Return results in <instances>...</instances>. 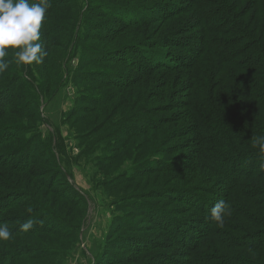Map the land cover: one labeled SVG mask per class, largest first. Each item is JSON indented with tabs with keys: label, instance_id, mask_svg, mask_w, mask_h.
Returning a JSON list of instances; mask_svg holds the SVG:
<instances>
[{
	"label": "trees",
	"instance_id": "obj_1",
	"mask_svg": "<svg viewBox=\"0 0 264 264\" xmlns=\"http://www.w3.org/2000/svg\"><path fill=\"white\" fill-rule=\"evenodd\" d=\"M95 1L48 0L39 41L48 53L42 64H18L14 51L8 50L5 59L9 67L0 73V121L7 122H0V149L23 133L13 117L24 116L32 109L29 105L18 112L20 107H15L24 89H54L51 99L68 83L81 88L89 66L106 61L121 64L139 78L128 77L120 85L137 86L142 77L154 79L160 86L154 97L164 103L154 113L178 111V119L173 118L176 120L171 123H183L182 131L167 133L163 129L168 125L166 117H160L158 122L144 121L145 142L150 143L148 139L156 133L165 140H190L193 148L184 167L170 171L174 180L184 177L186 182L158 193L160 199L175 202L179 208L174 209L182 211L172 216L167 206L165 210L154 209V219L158 218L155 224L160 225L158 231L166 238L150 243L133 239L125 245L129 249L138 245L139 251L131 250L136 256L139 252L159 251L144 264H264V152L254 143L257 137L264 136V0H191V7L185 9L173 3L150 4L154 0H145L139 6L118 5L116 10L100 2L95 5ZM188 14L191 17L184 22ZM92 16H113L120 23L115 29L117 36L109 43L128 36L129 31H150V40L138 38L111 48L107 43L100 50L95 42L104 41L96 33L112 28L110 24L98 25ZM154 109L140 108L144 113ZM33 143L37 140L30 143V153L36 149ZM42 144V155L46 151L52 157L47 163L50 170H33L31 166L37 161L29 155V172L32 169V176H39V184L55 188L51 171H55L58 181L64 173L54 153L58 145L53 140ZM6 152L12 155L15 150ZM10 164L0 159V169L6 167L9 176L10 171H17ZM3 178L0 226L8 225L6 229L14 232L13 237L22 235L19 232L29 235V218L18 212L27 208L23 197L28 198L29 193L12 187L8 177ZM202 186L220 187V192H213L216 199L204 201L200 197L205 191ZM219 201L231 209L223 226L211 218ZM16 209L19 210L15 212ZM55 225L52 230H66L61 222ZM160 245L165 247H157ZM136 256L111 263L117 257L110 253L103 262L133 264Z\"/></svg>",
	"mask_w": 264,
	"mask_h": 264
},
{
	"label": "rangeland",
	"instance_id": "obj_2",
	"mask_svg": "<svg viewBox=\"0 0 264 264\" xmlns=\"http://www.w3.org/2000/svg\"><path fill=\"white\" fill-rule=\"evenodd\" d=\"M144 1L96 0L94 4L100 2L116 10L118 5L139 6ZM189 2L191 0H154L150 4L173 3L185 9L191 7ZM190 17L186 15L183 21ZM91 18L99 21L98 25L110 24L114 29V33L112 29L96 33L106 42H95L100 50L107 43L111 48L138 38L144 42L150 40V31L141 34L129 31L128 36L109 43L117 36L115 29H119L120 23L113 16ZM86 76L81 88L68 83L51 99L54 89L26 88L21 99L15 101V107H20L18 112L29 105L32 109L24 116L17 114L13 117L23 133L3 144L0 159L7 165H15L17 171H10L9 176L6 167L0 169V178L8 177L12 187L29 193L28 198L23 197L27 208L15 212L19 210L21 215L29 218L27 226H31V233L19 232L17 234L22 235L13 237L14 232L10 231L7 237H2L0 264H105L103 261L110 253L117 257L111 263L124 261L136 256L132 248L140 249L138 245L129 249L125 245L128 241L143 239L150 243L166 238L158 231L160 225L155 224L158 218L154 219V209L165 210L167 206L172 216L182 213L174 209L179 205L167 198L160 199L158 193L186 182L184 177L174 180L175 175L170 171L184 167L186 156L193 152L191 141L182 138L165 140L164 136L153 133L147 144L142 135L144 121L158 122L162 116L168 120V125L163 128L165 132L180 131L183 123H171L176 120L173 118H177L178 111L155 114L159 105L164 104L160 98L154 97L160 86L150 77L137 80V86L120 85L128 81V77L137 76L121 64L106 61L89 66ZM143 106L155 109L144 113L140 110ZM35 140L37 143L32 145L35 152L30 153V143ZM52 140L58 145L54 153L64 171L59 181L55 171H51L55 188L39 184L36 181L39 176L34 177L31 173L32 169L50 170L47 163L52 157L46 155V151L42 155V141L48 144ZM10 150L15 152L10 155L6 152ZM29 155L37 161L30 172ZM202 188L205 191L200 197L206 202L216 199L213 192H220L218 186ZM48 212L51 215L47 216ZM56 222L63 223L66 230H52ZM10 226L15 228L13 224ZM139 254L133 264H144L148 257L159 254V251Z\"/></svg>",
	"mask_w": 264,
	"mask_h": 264
},
{
	"label": "clouds",
	"instance_id": "obj_3",
	"mask_svg": "<svg viewBox=\"0 0 264 264\" xmlns=\"http://www.w3.org/2000/svg\"><path fill=\"white\" fill-rule=\"evenodd\" d=\"M48 7V0H40V3H30V0H0V73L9 67V62L5 59L9 56V49L14 51V59L18 64L44 62L48 53L39 41ZM254 143L264 152V136L257 137ZM230 215V206L219 201L212 209L211 218L223 226L225 216ZM8 235L7 229L0 226V237Z\"/></svg>",
	"mask_w": 264,
	"mask_h": 264
}]
</instances>
